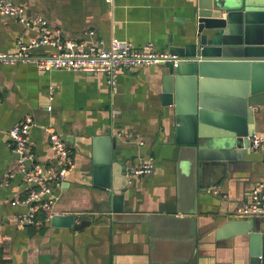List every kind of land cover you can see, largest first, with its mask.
Returning <instances> with one entry per match:
<instances>
[{
  "label": "crops",
  "instance_id": "crops-1",
  "mask_svg": "<svg viewBox=\"0 0 264 264\" xmlns=\"http://www.w3.org/2000/svg\"><path fill=\"white\" fill-rule=\"evenodd\" d=\"M13 1L47 20L50 36L87 44V32L94 30L106 45L117 38L170 52L191 26L190 0ZM237 1L264 9V0ZM37 36L17 17L0 16V52H16L19 40ZM55 51L39 46L31 53ZM161 94L160 64L120 69L112 90L104 73L0 61V264H250L246 236L217 240L215 232L264 183V145L251 148L239 169L205 191L191 148L173 140L174 108ZM26 115L37 122L30 133L37 162L57 165L47 127L71 149L76 167L56 189L52 211L78 221L88 215L90 225L82 230L51 226L47 218L36 225L20 222L28 206L15 202L27 197L29 185L23 174L8 175L16 160L9 131ZM260 120L257 114L256 134L264 135ZM94 136L116 137L128 167L154 160L153 173L130 177L121 211L114 212L107 192L92 183L85 155Z\"/></svg>",
  "mask_w": 264,
  "mask_h": 264
},
{
  "label": "water",
  "instance_id": "water-1",
  "mask_svg": "<svg viewBox=\"0 0 264 264\" xmlns=\"http://www.w3.org/2000/svg\"><path fill=\"white\" fill-rule=\"evenodd\" d=\"M188 7L191 26L170 46L177 65L160 63L161 98L174 108L173 140L191 148L207 191L246 161L257 114L264 123V9H246L237 0H190ZM87 150L93 185L107 192L114 212L121 211L130 177L116 137L94 136ZM47 221L78 230L90 225L86 214L79 221L73 214ZM215 233L217 240L246 236L250 264H264V217L234 215Z\"/></svg>",
  "mask_w": 264,
  "mask_h": 264
},
{
  "label": "built area",
  "instance_id": "built-area-1",
  "mask_svg": "<svg viewBox=\"0 0 264 264\" xmlns=\"http://www.w3.org/2000/svg\"><path fill=\"white\" fill-rule=\"evenodd\" d=\"M1 15L17 17L23 25L39 32V36L31 37L29 41L19 40L16 52H0V61L5 63L32 62L42 70L104 73L112 90H115L120 69L160 64L166 61H173L177 65L179 61L176 55L169 51H159L152 43L136 48L128 40L113 38L106 45L103 39L97 37L94 30L87 32L91 37L89 44L83 40L65 39L59 35L50 36L47 20L38 15L33 16L26 8L14 3L13 0H0ZM39 46L53 47L56 51L50 56L32 55L31 50ZM35 126L37 122L33 116L26 115L9 131L16 160L8 175L14 177L16 174H23L29 185L27 197L15 203L28 206V212L20 218V222L32 225L38 224L40 213L44 214L47 219L54 215L52 207L57 199L56 189L76 167L71 149L64 137L48 127L46 130L49 132L57 165L46 167L37 162L36 152L30 138L31 130ZM250 144L252 149H259L264 145V135L254 134L250 137ZM153 170L154 160L152 158L127 168L129 177L151 174ZM235 216L264 217V183L253 187L249 200L236 208Z\"/></svg>",
  "mask_w": 264,
  "mask_h": 264
},
{
  "label": "trees",
  "instance_id": "trees-1",
  "mask_svg": "<svg viewBox=\"0 0 264 264\" xmlns=\"http://www.w3.org/2000/svg\"><path fill=\"white\" fill-rule=\"evenodd\" d=\"M38 218H39V219H45L46 217L44 216V214H40V215L38 216Z\"/></svg>",
  "mask_w": 264,
  "mask_h": 264
}]
</instances>
